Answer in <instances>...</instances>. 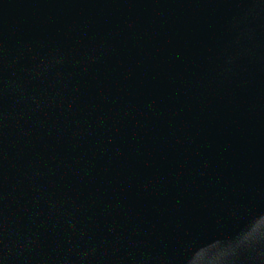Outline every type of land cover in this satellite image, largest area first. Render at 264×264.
Segmentation results:
<instances>
[{
	"label": "water",
	"instance_id": "obj_1",
	"mask_svg": "<svg viewBox=\"0 0 264 264\" xmlns=\"http://www.w3.org/2000/svg\"><path fill=\"white\" fill-rule=\"evenodd\" d=\"M0 264H264V0H0Z\"/></svg>",
	"mask_w": 264,
	"mask_h": 264
}]
</instances>
